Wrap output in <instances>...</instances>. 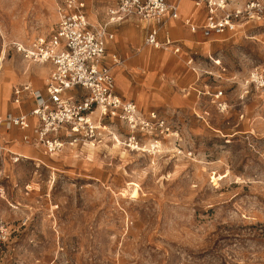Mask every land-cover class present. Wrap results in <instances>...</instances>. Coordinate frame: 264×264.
<instances>
[{
    "label": "rangeland",
    "instance_id": "rangeland-1",
    "mask_svg": "<svg viewBox=\"0 0 264 264\" xmlns=\"http://www.w3.org/2000/svg\"><path fill=\"white\" fill-rule=\"evenodd\" d=\"M85 1L90 21L104 22L111 0ZM56 21L55 0H0L1 83L12 71L20 77L12 87L30 79L44 90L49 66L12 44L49 35ZM144 36L126 40L130 53H116L115 69L128 86L118 93L144 117L158 114L152 129L131 131L96 112L95 136L65 138L57 154L23 134L11 139L32 152L18 151V162L0 153V220L10 231L0 264H264V90L241 86L264 67V17L207 44L182 41L180 54L149 48ZM190 47L200 52L192 64ZM149 73L155 79L146 83ZM219 90L230 105L224 113L212 102Z\"/></svg>",
    "mask_w": 264,
    "mask_h": 264
},
{
    "label": "built area",
    "instance_id": "built-area-1",
    "mask_svg": "<svg viewBox=\"0 0 264 264\" xmlns=\"http://www.w3.org/2000/svg\"><path fill=\"white\" fill-rule=\"evenodd\" d=\"M58 22L50 36H38L30 43L14 42V49L25 60L37 64H51L52 71L46 82V91L33 90L28 84L14 89V103L23 104L25 95L34 99L35 106L30 113H8L0 116V153L5 151L18 162L21 155L6 149L2 131L20 129L32 130L33 135H25L23 141L43 145L51 155L61 152L67 143L73 144L78 135L93 138L99 129L94 116L110 117L126 122L131 131H149L159 120L156 112L144 117L137 105L123 100L116 91L115 67L122 60L114 54L106 60L107 45L115 39L111 27L137 19L147 24L155 23L146 35L148 46L174 53L180 47L169 37L159 39V32L167 20H178L179 4L166 0H116L106 11V20L93 24L88 17L86 4L82 0H56ZM197 7L205 6L208 11L202 26L190 19L185 20L192 31L201 28L206 35L212 33H236L244 31L249 23L259 22L264 17L262 0H198ZM193 59L188 60L192 64ZM242 90L249 93L250 88L264 90V67L254 68L242 80ZM81 90L80 93H76ZM224 90L212 94V102L220 112L230 108ZM135 140V137H134ZM2 142V144H1ZM10 236L8 225L0 220V248Z\"/></svg>",
    "mask_w": 264,
    "mask_h": 264
},
{
    "label": "crops",
    "instance_id": "crops-1",
    "mask_svg": "<svg viewBox=\"0 0 264 264\" xmlns=\"http://www.w3.org/2000/svg\"><path fill=\"white\" fill-rule=\"evenodd\" d=\"M82 1L85 2L86 11H87V3H86L85 0H82ZM166 1L169 2V3H178L179 4L180 18L178 20H171V19L167 20L166 23L160 29L159 39L161 41H165L166 38L169 37L173 42H175V44L177 46L180 47L179 54L182 53V48H183V46H185V44H183L182 41L193 43V44L194 43L207 44L209 42L208 39L211 38V36H213V34H219V33H212L210 35H206L205 32L201 28L197 29L196 31H192L190 26H188V25L186 26L185 20H187V19H190L192 23H194L196 25H199V26H202V24L206 20V17L208 15L207 8L205 6L197 7L196 6V2L198 0H166ZM115 3H116V0H111L109 5H108V7H107V9L110 6L114 5ZM87 14H88V11H87ZM56 16H57V6H56ZM88 17H89V15H88ZM106 18H107V16H106ZM179 20H182L181 24H177V21H179ZM57 22H58V16H57V21L55 23L54 30L56 29ZM117 26H119L118 29H114L116 26L111 27V31H113L115 33V38H117V39L116 40L114 39L113 41L109 42L108 45H107V54H106V60L107 61L111 60L112 55H114L116 53H118L120 55H127L128 56V54L130 53V49H128V47L125 46L126 40L134 42V43H140L141 42V38L143 36V31H144L145 32L144 42H145V38H146L148 30L151 27H157V24L152 23V24L149 25L147 23L140 22L137 19H130V20H127V21H125V22H123V23H121L120 25H117ZM54 30L49 35H41V36H50L54 32ZM180 35L182 36V38L181 37L180 38L177 37V36H180ZM15 42L30 43L31 41L30 42L15 41ZM112 42H115V44L113 45ZM147 47L155 49V50H160V49H157V48H154V47H151V46H147ZM187 50L188 51L185 52V59H187V60L194 59L192 56L193 55H198L200 53L197 49H195L193 47L187 48ZM111 51H114V52H111ZM171 53L178 54V53H174L173 51H171ZM32 63H34V62H32ZM35 64H37V63H35ZM39 65L49 66V68H50L49 75H50V73L52 71V65L51 64H39ZM120 69H123V68H120ZM119 70L118 69L117 70L114 69V75H115V81H116V91H117V87H118V84H119V86L122 87V91L125 94H127L128 93L127 92L128 86H127L126 82L123 79H121V81H119V83H118L117 74H118ZM10 77H11V82L13 80L16 81V80H18L20 78V77H18V75L15 72H12V71H10ZM154 79H155V75L153 73H149L147 75L146 83L153 82ZM11 82H9V81L5 82V83L4 82H2V83L0 82V85H1V89H0V116H4V115H6L8 113H18V112L30 113L31 110L35 106L34 99L31 96L25 95L23 97V99H24L23 104L17 105V104L14 103V89L17 86H19V85L28 84V85H30L32 87L33 90H40L42 92L44 91L43 93H45L46 84H44L45 88L43 90V89L34 87L32 82H30V79L28 81H26V82H23L21 84L15 85L13 87H12V83ZM146 83H145V88H143L139 92V94L137 95V100L139 102H141L143 104V106L146 105L145 103H146V97H147V93H148V88L146 87ZM11 87H12V92H11L12 94L11 95L13 96V101H12V103L7 104V106L5 105L6 108H4V104L6 103V101L9 100L8 96H9ZM5 90H7L6 94H5ZM80 92H81V90H77L76 91V93H80ZM117 93H118V91H117ZM140 94H145V100L140 101L138 99V96ZM119 96L123 100L128 101V102H133V103H135L137 105V103L134 102L133 100L125 99V97L123 95L119 94ZM153 97L155 98V95ZM162 98H163V96L161 95V99L159 101L156 98H155V100L160 102L162 100ZM183 102H185L184 98H182V100H181V103H183ZM137 107H138V105H137ZM138 109H139V107H138ZM151 112H156V111L153 110ZM4 133L7 134V135H6V137L4 135V138L2 140L5 141V143L9 144L7 146L14 147L16 152L11 150L12 152H14V153H17L18 151L20 153H30V152H32L33 148H30L28 146L22 145L19 142L18 138L16 139V143L15 144H14L15 140L11 139V136H13V134H17L19 137H20L21 134H23V137H24L25 135L29 134L27 131H22V130H20L18 128H16V129L14 128V129H12L10 131H4ZM29 135L32 136L33 133L29 134ZM7 136H8V139H7ZM19 152L17 154L22 155Z\"/></svg>",
    "mask_w": 264,
    "mask_h": 264
},
{
    "label": "bare ground",
    "instance_id": "bare-ground-1",
    "mask_svg": "<svg viewBox=\"0 0 264 264\" xmlns=\"http://www.w3.org/2000/svg\"><path fill=\"white\" fill-rule=\"evenodd\" d=\"M6 44H7V41L5 42V47H4V51L0 57V72L2 71L3 67H4V63H5V60H6ZM104 128V127H103ZM136 143V142H135ZM138 144V143H137ZM157 144V143H156ZM158 147H161V144H157Z\"/></svg>",
    "mask_w": 264,
    "mask_h": 264
}]
</instances>
